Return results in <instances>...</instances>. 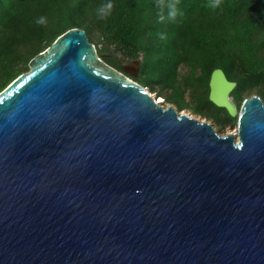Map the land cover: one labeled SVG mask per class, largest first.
Wrapping results in <instances>:
<instances>
[{"label": "water", "instance_id": "obj_1", "mask_svg": "<svg viewBox=\"0 0 264 264\" xmlns=\"http://www.w3.org/2000/svg\"><path fill=\"white\" fill-rule=\"evenodd\" d=\"M71 28L0 92V264H264V104L208 100L236 134L163 107Z\"/></svg>", "mask_w": 264, "mask_h": 264}, {"label": "trees", "instance_id": "obj_2", "mask_svg": "<svg viewBox=\"0 0 264 264\" xmlns=\"http://www.w3.org/2000/svg\"><path fill=\"white\" fill-rule=\"evenodd\" d=\"M21 1L15 0L11 6L3 7L0 0V31L7 28L15 34L19 32V42L35 49L33 58L64 32L78 27L70 15L74 6L90 9L112 2L113 10L100 24L103 49L112 47L114 53L128 60L142 55L139 75L131 79L150 86L152 91L153 85L172 87L178 65L199 68L202 75L196 81L204 85L205 91L194 110L199 115L212 117L221 125L220 129L234 123L236 118L208 100L212 70L221 69L229 80L232 79L230 70L236 68L241 78L236 79V87L230 94L236 100L242 83L264 81V58L258 55V44L251 40V30L256 26L264 27V0H221L214 9L210 6L214 0H179L174 8L169 6L170 0H78L71 5V10L64 0H42L41 13H34L35 8L25 10ZM171 12H175L174 18L170 17ZM41 17L45 20L43 24L37 23ZM154 39L161 41L159 47L152 45ZM161 47L164 55L153 58L151 51ZM100 52L98 50L97 54L102 61L120 71L118 61ZM8 57L7 45L0 46V62ZM17 61L28 68L27 60ZM20 74V69L14 67L0 70V92Z\"/></svg>", "mask_w": 264, "mask_h": 264}, {"label": "rangeland", "instance_id": "obj_3", "mask_svg": "<svg viewBox=\"0 0 264 264\" xmlns=\"http://www.w3.org/2000/svg\"><path fill=\"white\" fill-rule=\"evenodd\" d=\"M66 6L71 10V5L78 2V0H64ZM42 0H22L20 2L21 6L28 9H33V12H42L43 5L41 4ZM15 0H2L3 7L11 6L14 4ZM39 3V4H37ZM26 5V6H25ZM99 5H95L90 9L88 8H78L73 7L74 11L70 14L72 16V21L75 23L79 28L82 29L90 43H92L97 52L99 50L103 51L100 52L102 55H111L112 58L118 61V65H123L124 58L120 56L118 53H114L112 47H107L103 49L102 43H100V24L105 18H99L98 9ZM39 14V13H38ZM247 14V13H246ZM110 15V14H109ZM108 15V16H109ZM245 13L242 14V18H244ZM239 16V15H238ZM241 18V17H240ZM3 29V28H2ZM0 46L4 47L7 45V51L9 52V57L4 61L0 62V70L4 67H14L15 69H20V73H25L29 70L25 68L17 59L22 58L23 60H27L28 64L31 59H33V55L35 53V49H33L32 45L26 44L25 42H19V35L16 34L7 28L0 31ZM21 36V35H20ZM153 39V38H152ZM147 43H150L149 38L147 37ZM251 40L258 44V55L264 58V27L263 26H256L251 30ZM152 45L155 47H159L161 45V41L154 39L152 41ZM164 47V44H163ZM154 49V48H153ZM161 48L154 49L151 51V56L153 58L163 56L164 54L161 51ZM164 50V48H163ZM227 56H231L227 54ZM32 57V58H31ZM142 57V55H140ZM27 64V66H28ZM108 65V64H107ZM109 66V65H108ZM236 66V64H234ZM111 67V66H110ZM113 68V67H112ZM141 68V67H140ZM118 71V70H117ZM120 72V71H118ZM140 69L138 71L137 77L139 75ZM202 75V71L199 68H190L186 65H178L175 69V82L172 84V87L161 88L159 85H153V91L151 90L150 86H142L138 82H135L132 77L125 74V76L142 86L150 96L155 98L156 101L160 102L163 107L172 106L176 109L177 112L184 113L189 115L192 118L198 119L200 121H205L210 123L218 135L223 136L225 134L233 133L236 134L237 132V118L234 123L226 124L222 129H220L221 125L216 122L212 117H205L203 115H199L195 112V108L198 107V101L200 98L204 97V85L202 83L197 82ZM228 77V74H225ZM230 76L232 79L230 81L236 82V79H240V73L236 71V68L230 70ZM192 78V80H189ZM0 83L1 80H0ZM7 84V83H6ZM5 84V85H6ZM208 91V89H207ZM232 93V92H231ZM239 99H234L230 96L232 102L234 103L237 110H239L242 102L244 99L249 98L251 96H258L263 104H264V81L255 82V83H248L247 81L242 83L239 91H238Z\"/></svg>", "mask_w": 264, "mask_h": 264}, {"label": "clouds", "instance_id": "obj_4", "mask_svg": "<svg viewBox=\"0 0 264 264\" xmlns=\"http://www.w3.org/2000/svg\"><path fill=\"white\" fill-rule=\"evenodd\" d=\"M177 3H179V0H170L169 6L174 8ZM220 3H221V0H214V3L211 4L210 6L214 9V8L218 7L220 5ZM157 6H159V5H157ZM113 8H114V4L112 2L101 5L98 9L99 18H106L111 13ZM170 17L174 18L175 12H171ZM44 22H45V20L43 17H41L37 21V23H40V24H43Z\"/></svg>", "mask_w": 264, "mask_h": 264}, {"label": "flooded vegetation", "instance_id": "obj_5", "mask_svg": "<svg viewBox=\"0 0 264 264\" xmlns=\"http://www.w3.org/2000/svg\"><path fill=\"white\" fill-rule=\"evenodd\" d=\"M127 60H128V59H124V62H126ZM123 65H124V63H123ZM120 66H121V65H119V68H120Z\"/></svg>", "mask_w": 264, "mask_h": 264}]
</instances>
